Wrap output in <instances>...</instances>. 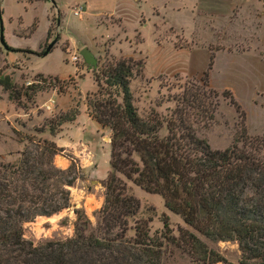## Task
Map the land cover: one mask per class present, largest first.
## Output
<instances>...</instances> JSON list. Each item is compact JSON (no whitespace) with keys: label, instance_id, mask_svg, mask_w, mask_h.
Listing matches in <instances>:
<instances>
[{"label":"trees","instance_id":"1","mask_svg":"<svg viewBox=\"0 0 264 264\" xmlns=\"http://www.w3.org/2000/svg\"><path fill=\"white\" fill-rule=\"evenodd\" d=\"M212 62L213 54L200 86L185 84L167 113L151 108L144 115L130 89L131 79L142 74V61L100 63L93 73L97 90L85 102L87 115L110 138V170L96 225L74 207L73 236L38 243L24 238V223L72 207L69 187L81 170L74 158L65 170L54 165L62 148L53 141L43 140L39 150V142L26 138L34 149L25 146L17 161L0 162V264H163L164 243L182 249L193 264H224L199 236L236 242L240 264H264V134L247 132L240 104L225 90L240 119L237 135L225 149H213L197 135L198 125L210 126L218 108V93L209 87ZM0 86L15 104L35 93V86L22 92L8 75H0ZM78 115L77 108L61 113L50 123V134ZM127 182L161 196L164 207L192 231L179 227L174 236L165 214L158 238L149 234L150 219L131 226L140 202L128 193Z\"/></svg>","mask_w":264,"mask_h":264},{"label":"rangeland","instance_id":"2","mask_svg":"<svg viewBox=\"0 0 264 264\" xmlns=\"http://www.w3.org/2000/svg\"><path fill=\"white\" fill-rule=\"evenodd\" d=\"M79 6H84L82 0H0V36L2 29L4 42L9 48L5 49L0 42V75L10 76L22 88V92L26 82H41L31 85L35 86L31 99L22 96L18 104L12 102L8 93L0 86V162L17 161L25 146L34 149L35 144L26 138L33 139L35 143L39 142L41 150L43 140L52 141L56 135L50 134V123L70 108L79 110L75 125L72 126L73 132L81 134L76 139L79 137L80 142L89 146L85 148L82 145L79 149L83 152H79L80 154L74 155L62 149L54 156L53 162L57 168L65 170L74 158L81 170L77 171L78 178L69 187L71 208L50 217L39 216L24 223V238L34 243L73 236L74 207L83 209L92 226L96 225L97 213L104 199L102 183L110 170V147L106 139L109 138V130H101L88 117L85 102L86 96L97 90L93 73L100 63L121 57H133L142 61V74L134 76L130 83L133 104L140 115H144L151 108L163 114L167 113V109L175 106L173 97L182 94L185 84L200 86V79L209 64L208 50L198 46L190 54L186 53L192 47L187 45L184 35L160 18L155 23L153 39L152 25L142 28L141 32L139 27L135 28L134 23L123 22L121 17L102 16L97 10L84 7L83 12L76 16L74 10ZM199 13L198 30L212 26L217 36L224 32L233 39L227 43L218 41L214 47H236L237 50L251 48L250 44L244 46L242 41L237 40L244 33L255 44L258 12L252 4L246 5L240 11L235 7L228 15L229 21L223 16L225 14L213 18ZM144 14L147 16L146 11ZM174 18L181 23H188L187 15H177ZM139 22L136 26L147 21L145 17H141ZM226 23L229 24L226 26ZM198 34L201 35L199 32ZM53 40L57 41L52 50L43 56L41 53ZM154 40L157 44L171 41L176 50H185V53H175L171 58L175 62L170 64L168 60L161 65L160 62L157 63L159 59ZM197 41L202 43L201 39ZM254 46L256 49V45ZM83 47H87L97 58L96 69H89L83 62L79 53ZM14 49L24 51L16 52ZM157 50L166 57L169 47ZM73 55L79 57L77 62L71 61ZM158 66L164 71L156 73ZM213 81L219 88L229 81L237 86L234 74L221 70L213 72ZM213 90L218 93L214 121L210 126L198 125L197 135L205 139L213 149H225L237 135L240 119L229 99L223 96L225 90ZM232 95L245 114L247 132L250 135L264 134V93L255 95L250 89L240 88ZM51 99V110H46L44 106ZM126 184L128 193L140 202L138 213L130 220L131 226L134 221L150 219L149 234L158 238L162 231V215L165 214L169 218L174 236H178L179 227L192 231L178 215L164 207L161 196L147 193L131 182ZM128 234L132 235L133 231ZM199 238L225 258L224 264H240V251L236 242H212L202 236ZM163 251V264H193L186 252L172 244L164 243Z\"/></svg>","mask_w":264,"mask_h":264},{"label":"crops","instance_id":"3","mask_svg":"<svg viewBox=\"0 0 264 264\" xmlns=\"http://www.w3.org/2000/svg\"><path fill=\"white\" fill-rule=\"evenodd\" d=\"M82 3L84 8L97 10L98 14L102 16H118L122 18L123 22L134 23L135 28L139 27L140 31L142 28H148L152 25L153 39L155 23L158 21V18H160L174 30H178L184 35L188 43L187 45L192 47L188 49L186 53L190 54L194 47L203 46L206 51L208 50L207 54L209 60L210 56L213 54V62L209 70L210 87L217 90H229L232 94H236V89L240 88L250 89L255 95L264 93V0H82ZM248 4H252L254 9L258 12L255 44L252 39L249 41L245 33L238 37L237 40L242 41L244 46L250 44L251 48L237 50L236 47L233 49L229 47H214L217 45L218 41L219 43H227L233 39L224 32H222L220 36H217L212 26H209L207 29H202L201 31L198 30L197 19L200 14L199 12H201L204 17L213 18H215L214 16L225 14L223 16H226L229 21L228 15L235 7H238L240 11ZM145 11L147 12V16L144 14ZM149 14L153 19L148 17ZM177 15H187L188 23L176 21L174 17ZM141 17H145L147 22L136 26V23L139 22ZM228 24L229 23H226V26ZM198 32L201 33V35L198 34ZM198 39H201L202 43L197 41ZM155 44L157 46V59H159L157 63L160 62V64L168 60H170V64H172L175 61L171 58L175 53H185V50H176L171 41H164L160 44H157L155 41ZM254 45H256V49ZM161 47H169V50L166 52V57L164 54L160 55V52L158 53L157 49ZM171 50L174 52H171ZM172 68L173 67H171V69ZM217 70L234 74L237 78V86L236 83L229 81L221 88L217 87L213 81V72ZM163 71L164 69L158 66L156 73ZM75 121L76 119L62 125L58 133L52 138V141H54L57 147L65 151H70L74 155L83 152L82 149H79L80 147L82 148V145H84L85 148H89L87 144L79 141V137L76 139V136H81V134L73 132L72 126L75 125ZM101 130L103 129L101 128Z\"/></svg>","mask_w":264,"mask_h":264},{"label":"water","instance_id":"4","mask_svg":"<svg viewBox=\"0 0 264 264\" xmlns=\"http://www.w3.org/2000/svg\"><path fill=\"white\" fill-rule=\"evenodd\" d=\"M57 40H53L50 44L47 45L45 50L43 51L42 55H47L55 45ZM0 42L2 46L5 49H8L7 45L4 42L3 36H2V29H1V36H0ZM80 56L83 60V62L89 67V69H96L97 68V58L94 56V54L87 48L83 47L80 51ZM108 141H110V138H106Z\"/></svg>","mask_w":264,"mask_h":264},{"label":"built area","instance_id":"5","mask_svg":"<svg viewBox=\"0 0 264 264\" xmlns=\"http://www.w3.org/2000/svg\"><path fill=\"white\" fill-rule=\"evenodd\" d=\"M83 10V7L82 6H79L78 8H76L74 10V15L76 16H79L81 14ZM79 60V57L77 55H73L71 57V61L73 62H77ZM41 82L40 81H28L25 83L26 86H31L32 84H40ZM50 103L52 104L53 103V100H49L48 103H46V105L44 106L46 110H51V106H50Z\"/></svg>","mask_w":264,"mask_h":264}]
</instances>
